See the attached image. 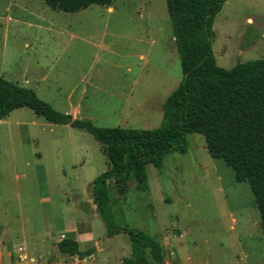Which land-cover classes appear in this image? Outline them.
<instances>
[{
    "label": "rangeland",
    "instance_id": "1",
    "mask_svg": "<svg viewBox=\"0 0 264 264\" xmlns=\"http://www.w3.org/2000/svg\"><path fill=\"white\" fill-rule=\"evenodd\" d=\"M212 30L219 67L264 59V0H226ZM0 76L95 126L153 129L182 72L165 0H112L76 13L43 0H0ZM186 141L185 154L146 165V182L130 179L124 196L108 181L116 224L155 236L163 264H264L248 183L208 155L200 134ZM107 167L83 130L27 108L1 120L0 264H121L129 238H106L90 193ZM62 238L91 253H60Z\"/></svg>",
    "mask_w": 264,
    "mask_h": 264
},
{
    "label": "trees",
    "instance_id": "2",
    "mask_svg": "<svg viewBox=\"0 0 264 264\" xmlns=\"http://www.w3.org/2000/svg\"><path fill=\"white\" fill-rule=\"evenodd\" d=\"M112 0H43L51 10L76 13L90 6H109ZM226 0H165L182 78L162 104V119L153 129L98 127L75 119L70 127L83 130L102 148L107 169L91 182L92 203L106 228V238L126 234L130 254L121 264H163L164 250L155 236L116 224L108 181L124 196L128 181L146 182V165L160 167L166 154L187 150L186 135L200 134L208 155L232 168L238 182L248 183L256 202L264 236V59L236 63L230 69L216 64L211 43L215 16ZM27 108L51 124L61 125V113L30 88L0 76V121L13 110ZM69 115V114H68ZM60 253L82 258L70 238L57 242Z\"/></svg>",
    "mask_w": 264,
    "mask_h": 264
},
{
    "label": "water",
    "instance_id": "3",
    "mask_svg": "<svg viewBox=\"0 0 264 264\" xmlns=\"http://www.w3.org/2000/svg\"><path fill=\"white\" fill-rule=\"evenodd\" d=\"M74 120V117L68 114L61 115V125H68Z\"/></svg>",
    "mask_w": 264,
    "mask_h": 264
},
{
    "label": "crops",
    "instance_id": "4",
    "mask_svg": "<svg viewBox=\"0 0 264 264\" xmlns=\"http://www.w3.org/2000/svg\"><path fill=\"white\" fill-rule=\"evenodd\" d=\"M70 93H71V92H70ZM70 93H69V94H70ZM47 103H48V102H47ZM71 106H72V105H70V107H71ZM64 112L68 113L67 110H65Z\"/></svg>",
    "mask_w": 264,
    "mask_h": 264
}]
</instances>
